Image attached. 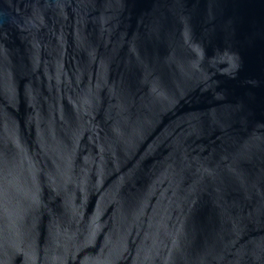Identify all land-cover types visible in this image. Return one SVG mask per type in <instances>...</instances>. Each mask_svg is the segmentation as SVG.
Instances as JSON below:
<instances>
[{"label": "water", "instance_id": "water-1", "mask_svg": "<svg viewBox=\"0 0 264 264\" xmlns=\"http://www.w3.org/2000/svg\"><path fill=\"white\" fill-rule=\"evenodd\" d=\"M0 264H264V0H0Z\"/></svg>", "mask_w": 264, "mask_h": 264}]
</instances>
